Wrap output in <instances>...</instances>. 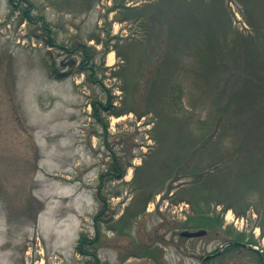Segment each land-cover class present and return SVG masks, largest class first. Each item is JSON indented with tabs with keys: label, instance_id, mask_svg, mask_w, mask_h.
<instances>
[{
	"label": "rangeland",
	"instance_id": "1",
	"mask_svg": "<svg viewBox=\"0 0 264 264\" xmlns=\"http://www.w3.org/2000/svg\"><path fill=\"white\" fill-rule=\"evenodd\" d=\"M149 1L125 0V4L138 7ZM162 1L164 8L151 9L149 15L161 16L153 19L160 20L161 33H165L170 22L166 24L165 17L173 14L175 19L177 14H193L200 27L192 29V35L205 24V30H210L211 25L216 33H228L229 23L246 39L255 37L254 19L258 14L262 19L260 11L264 8V0ZM29 2L30 9L21 0L15 6L10 0H0V264H93V259L76 253L75 246L79 234L90 240L95 238L93 216L99 208L95 199L98 176L110 169L113 155L120 160L124 174L120 180L108 179L103 185L109 210L99 224L96 254L100 264H201L203 258L223 249L227 238L222 230L226 227L247 237L251 235L254 247L264 249V232L261 233L252 208L239 216L244 220L234 226L231 218L235 213L223 211V204H215L216 191L211 185L202 193V185L198 186L194 175L187 173L201 159L198 156L191 160L182 148L187 135L179 120L184 117L183 112L191 114L195 122L207 119L209 114L220 119L216 114L222 113L223 121L215 119L213 127L219 123L220 128H230L236 114L245 117L248 108H255L243 99L234 102L232 98L247 90L245 85L249 87L251 82L258 81L259 72L248 79L244 77L242 83L243 62L232 64L223 56L226 50L209 45V41L190 49L180 44L182 49L163 44L155 48L154 38L155 47L150 48L159 50H155L154 57L150 56L148 46L147 50L140 46L119 47L120 57L113 52V64L106 59L104 71L98 74L110 91L112 105L123 112L119 117L101 113L108 122L104 131L91 117L89 106L95 97L106 100L103 88L89 87L81 74L60 82L50 80L46 66V61H51L46 54L49 49L41 40L31 37L38 25L35 28L24 21L23 11L29 9L33 16L42 15L58 34V40L64 42L70 35L105 42L106 32L125 38L139 29L127 22L113 21L117 13L112 9L113 0ZM173 7L178 8L173 12ZM205 16L209 20L204 21ZM228 36L236 41V36ZM115 42L116 39L110 41L109 49L115 47ZM87 44L99 51L94 59L100 64L102 45L95 40ZM200 51L205 65L213 62L221 66V59L227 60L224 69L219 68L218 80L215 75L206 78L212 86L219 81L216 84L224 94L214 87L210 94L202 93L204 90L195 86L194 75L187 72L185 66L196 62L193 52ZM52 54L57 69L67 71L72 59L58 50H52ZM165 60L168 64L175 62L170 82L174 90L178 86L182 89L181 94L172 93L181 98L180 105L175 103L173 107L158 103L163 93L157 85L160 77L156 72L164 69ZM253 65L255 70L264 68L262 53L254 56ZM245 126L249 123L241 127ZM232 141H215L217 146L209 149H233L236 144ZM209 154L211 157L212 153ZM203 194L200 206L206 216H219L221 228L210 229L206 235L193 239L180 237L182 225L194 214L195 201ZM221 254L206 262L257 264L256 257L244 251Z\"/></svg>",
	"mask_w": 264,
	"mask_h": 264
},
{
	"label": "trees",
	"instance_id": "2",
	"mask_svg": "<svg viewBox=\"0 0 264 264\" xmlns=\"http://www.w3.org/2000/svg\"><path fill=\"white\" fill-rule=\"evenodd\" d=\"M16 1L19 2V0H10V2L14 3V6ZM21 1L28 5L30 9L29 0ZM162 2V0H151V2H148L149 4L143 3L142 6L130 7L126 6L125 0H113L112 9L117 10L113 21L120 23L127 22L128 24L137 27L139 29L137 31H140V33L135 31L129 34L130 36L120 38L113 37L108 32H106V37H108V39L105 42L92 37L87 38L85 41L82 40L80 35H70L66 37L65 42L63 40H58V34L53 32L52 27L48 22L45 21V18L42 15L33 16L31 13H29V9L23 11V20L27 21L30 26H34L35 28L36 25H38V29H35L36 31L33 32L31 37L41 40L44 46L49 49L46 54L48 60L51 61H46V66L50 80L60 82L67 77L74 76L75 74H83L84 81L89 87L99 85L103 88L104 92L106 93V100H99L96 97L93 98V100L90 102V115L93 119H96L104 131L107 130L108 122L103 120L101 113L114 115L116 117L123 114L119 108H115L112 105V96L110 91L105 87L103 82L98 77V74L104 71L102 66L104 64L105 55L109 51V43L111 40L116 39L115 47L112 48L115 50L117 57H120L118 53L119 47L123 48L140 46L146 50V46H148V48H150V46L155 47L152 44V40L154 38L157 41V47L155 48L161 47L160 45L163 44L168 48L182 49L179 48L181 45V47L184 49H190L193 46L199 47L202 43L204 44L205 42L209 41V45L212 43V46H216L217 49L220 48L222 50H226V53H223V56L226 55L228 61L232 60V64L240 65L241 62H243L241 66L242 71L244 70L242 73V83L245 81V78L248 79L251 75H257L256 71H258V81H256L254 84L251 82L249 87L245 85L247 90H243L240 93L234 94L232 98L234 102L243 99L247 105L250 103L249 106H255V108H248L249 113H245V117L241 116V114H236L234 116L235 120L233 118L230 128H225V126L220 128L219 123L213 127L215 119H217L218 122L223 121L222 113L216 114V116L219 115L218 117L220 119L215 117V115L213 116L209 114L207 119L197 120L195 122L194 117L191 114L188 116L186 114L187 112H183L185 113L183 114L184 117L179 120H182L181 122L184 124L183 127H185L181 129L188 136V138L186 136L185 143L182 145V148H185L184 151H186L190 158H192L191 160H196L195 158L198 156L201 159V162L192 166L190 172L187 173L194 175L198 186L202 185V193H204L206 187L209 188V185H211L213 190L216 191L215 196H213L215 199V204H223V211L232 210L235 215L239 217L243 216L249 208H252L257 215V225L261 229V233H263L264 68L261 67L255 70L253 60L257 53H262L264 56V8L261 7V19L257 11L258 5L255 7V12L258 14L255 19L260 23L255 19L254 21L257 25L254 26V23L251 24V22H249L252 27L254 26L253 29L255 28L256 35L253 39H246L245 36H241V34L237 33L234 28H231L229 23L228 27L230 30L228 33H226V31H222V33H216L212 30V27L209 24L210 30L207 28L205 30V24L204 27L201 25L202 28L200 29V32L197 31V34L192 35L190 34V31L194 28L200 27V25L197 24L193 14H191L189 17H187L188 15L179 16V14H177L175 19L173 14L170 18L165 17V23L167 24L168 21L170 22L168 23L167 28L164 29L165 33H161L160 22H158L160 20L158 19L157 22H153V19L160 18L161 16L149 18V15H151V9L156 7L164 8L162 5H160ZM177 8L178 7H173V12ZM206 19H208V16H205L204 21H206ZM41 33H44L43 36ZM228 35H231V37L236 36V41L234 42L233 39L229 38ZM241 39L243 40L241 41ZM91 40H95L96 44L102 45V50L100 52L102 53L100 64H96L94 59L95 54L99 53V51L95 50L93 46L87 44V41ZM193 42L197 43L198 45ZM238 43L241 45L237 46ZM178 44L180 45L178 46ZM206 47H208V45ZM207 49H205V51H207ZM52 50H58L61 55L64 54L66 57L72 59V62L67 64L69 68L67 71L60 72L57 69L55 61L52 57ZM155 50L157 51V49H148L150 56L154 57V54L156 53ZM157 52H159V50ZM199 54H201V51L197 53L193 52L192 56L196 57V62L192 66L189 64L186 66L184 65L187 67V72L194 75L195 86L198 89L202 88L204 90L202 93L210 94L212 87H214V89H217L222 94H224L223 89H220L219 85L216 83H219V81H217V78L220 77L219 68L224 69L227 60L225 58L221 59V66H215L212 64L213 62L211 64L208 62L209 65H205L207 63L201 61V56ZM156 58L157 57H155V59ZM172 62L173 61L169 62L168 64L165 60L163 64L164 69L161 70L160 68L159 70L161 71L156 72V74L160 77V79H158L157 85L161 87L163 93V95L160 97L162 100L159 99L160 101L158 103L162 104L163 106L168 105L171 107H173L175 103L176 105H180L181 103V98L174 97L172 93L177 91L181 94L182 92V89L179 86L178 89L174 90L175 87L172 82H170V78L172 80V71L175 72L176 70V68L172 66L175 62L173 64ZM184 69L185 68L183 67V71ZM212 75H215L217 79L215 81L216 85L214 84V86H212L211 83L206 80L207 77H211ZM202 79L203 81L200 82ZM225 109L227 111L226 107ZM244 123L245 125L249 123V126L242 128ZM193 124L196 126V128H189ZM227 139H231V141L233 140L232 144H236L233 149H225L223 152L216 151V149H209L211 146H217L218 143L224 144ZM209 153H212L211 157ZM206 155H208V157L207 159H204ZM119 161L120 160L113 155V159L110 163V169L107 172L100 173L98 176V186L95 190V199L99 204V208L96 214L93 216L96 234L95 238L90 240L89 237L83 234H79L77 238L75 252L82 256L93 259V264H100V260L96 254V246L99 236V224L104 221L102 217L109 210V205L103 192V185L109 181L108 179L120 180L123 177L124 172L120 170L121 166ZM203 165H206L207 167L203 169ZM249 194L253 196H247ZM203 199L204 194L197 197L195 201L197 204H195L196 208L194 209V214L188 217L186 223L184 222L181 227L182 230L205 229L206 231H209L210 229L221 228L222 224L219 216H206V211L203 210V207L199 204V202L203 201ZM222 233L223 236L227 238V241L231 243L223 250L222 254L235 251L238 252V254H241L242 251H244L251 256H255L257 264H264V249H246L238 244L243 243L254 246L255 242L251 235L247 237L243 233L233 231L230 227L224 228ZM205 264L208 263L206 262Z\"/></svg>",
	"mask_w": 264,
	"mask_h": 264
},
{
	"label": "water",
	"instance_id": "3",
	"mask_svg": "<svg viewBox=\"0 0 264 264\" xmlns=\"http://www.w3.org/2000/svg\"><path fill=\"white\" fill-rule=\"evenodd\" d=\"M205 233H206L205 230H198V231H193V232L192 231H183L180 233V236L185 237V238H197V237L203 236ZM246 247L250 248V246H246ZM219 253H220V251L217 254H219ZM205 259H207V258H205Z\"/></svg>",
	"mask_w": 264,
	"mask_h": 264
},
{
	"label": "bare ground",
	"instance_id": "4",
	"mask_svg": "<svg viewBox=\"0 0 264 264\" xmlns=\"http://www.w3.org/2000/svg\"><path fill=\"white\" fill-rule=\"evenodd\" d=\"M113 61H114L113 53L108 54L107 63L108 64H113Z\"/></svg>",
	"mask_w": 264,
	"mask_h": 264
},
{
	"label": "flooded vegetation",
	"instance_id": "5",
	"mask_svg": "<svg viewBox=\"0 0 264 264\" xmlns=\"http://www.w3.org/2000/svg\"><path fill=\"white\" fill-rule=\"evenodd\" d=\"M240 244H242V243H240ZM205 264V263H204Z\"/></svg>",
	"mask_w": 264,
	"mask_h": 264
}]
</instances>
